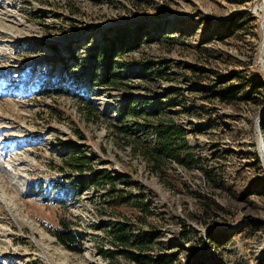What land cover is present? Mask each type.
Returning <instances> with one entry per match:
<instances>
[{"label":"rangeland","instance_id":"374dc122","mask_svg":"<svg viewBox=\"0 0 264 264\" xmlns=\"http://www.w3.org/2000/svg\"><path fill=\"white\" fill-rule=\"evenodd\" d=\"M118 28L122 85L100 87ZM132 106L184 128L196 163L154 174ZM260 143L264 162V0H0V264H136L111 244L121 222L154 259L264 264ZM98 172L115 192L80 191ZM61 222L83 254L53 237Z\"/></svg>","mask_w":264,"mask_h":264},{"label":"trees","instance_id":"16d2710c","mask_svg":"<svg viewBox=\"0 0 264 264\" xmlns=\"http://www.w3.org/2000/svg\"><path fill=\"white\" fill-rule=\"evenodd\" d=\"M233 23V22H232ZM237 26L233 27L229 25L227 31H235ZM113 41L109 42L110 46H106L105 49L95 55V59L98 60L104 66V72L101 79L98 80V86L100 87H118L121 86L120 82L116 80L114 76L115 59L118 57L116 50V42L122 43V46L130 39L126 30L118 28L113 33ZM134 46V44H133ZM57 93H63L61 88L57 86L55 88ZM239 94V88L236 86H230L220 91V97L223 101H232ZM89 115L95 113V110L87 109ZM162 110V109H161ZM160 108L155 111L153 116L147 115L145 112H138L135 107H128L124 109V120L128 118H143L150 122L151 117L160 116ZM150 125H145L144 128H139L144 135L152 133L155 136V145L144 148V158L148 159L151 170L158 177H161L163 168L170 161L178 163H189L190 165L196 163V160L191 154L186 141V131L184 128L176 124L173 120H158L156 122H150ZM79 167H85L84 160L86 158L80 157ZM86 163V162H85ZM116 180L106 172L95 173L92 182L85 181L80 186V191L92 186L98 188L101 185H110L115 190ZM34 183L30 184L28 195L33 192ZM84 186V188H82ZM115 200L123 199L122 196H113ZM61 227L52 232L56 241L67 251L74 254L84 253V236L77 234L72 228L65 222H61ZM111 244L116 248L122 249L125 257L136 264H177V260L173 255H161L158 258L146 255V249L151 243L145 240L144 236L135 235L131 229V225L128 223H117L115 225V231L113 237L110 239Z\"/></svg>","mask_w":264,"mask_h":264},{"label":"water","instance_id":"95a60500","mask_svg":"<svg viewBox=\"0 0 264 264\" xmlns=\"http://www.w3.org/2000/svg\"><path fill=\"white\" fill-rule=\"evenodd\" d=\"M259 118H260V116H259ZM259 150H260V155H261L260 158L263 162V146H262V143L259 144ZM263 165H264V162H263Z\"/></svg>","mask_w":264,"mask_h":264}]
</instances>
